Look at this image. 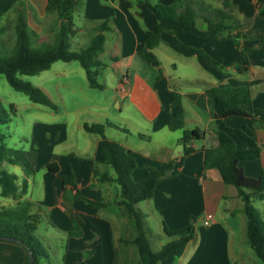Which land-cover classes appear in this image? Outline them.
<instances>
[{
    "label": "crops",
    "instance_id": "obj_1",
    "mask_svg": "<svg viewBox=\"0 0 264 264\" xmlns=\"http://www.w3.org/2000/svg\"><path fill=\"white\" fill-rule=\"evenodd\" d=\"M263 1L182 0L197 12L199 5L223 10L233 17L236 32L253 37L264 35V15H260L257 9ZM46 2L47 0H0V17L8 15V10L11 9L13 16L10 21L8 19L6 21L10 24L11 31L14 32L17 16L22 14L33 35L40 37L49 30L53 36L59 22L56 20L46 22L53 15L45 12ZM173 2L174 0H77L74 9L82 22L89 25L107 22L112 28L105 33L111 34L110 47L113 52L111 56L114 66L118 67L124 58L138 57L137 52L144 46L147 32L155 30L157 21L154 4L170 5ZM199 20L203 21L200 14ZM198 27L203 29L205 25L198 24ZM183 45L202 50L215 60L221 59V64L215 68ZM245 49L250 50L248 72L243 70L240 59V52ZM163 51L180 57L184 62L194 63L196 71L190 76L203 83L201 87L190 91L176 90L180 94L184 128L172 131L166 124L168 117L176 110L172 105V93L175 89L172 90L169 85V73L162 68V76H159L160 63L157 67L142 60L141 63L134 60L136 67L129 63L128 72L119 80L124 91L115 102L117 111L115 117L107 121L115 124V127L106 126L105 135L131 152L136 163L131 177L140 181L144 177V166L162 169L170 160L182 154L180 138L185 129L197 128L204 132L202 139L193 141L194 151L185 156L180 168L181 175L162 179L155 186L152 197L145 200L148 201V205L143 217L145 219L154 217L156 223H160L159 228L162 232L163 226L168 229H179L195 223L193 239L187 243L183 253L176 257L172 264H248L233 238L235 232L234 227L228 222L229 216L223 221L216 219L221 209L226 210L222 207L225 199L239 197L233 186L222 181L217 169L204 167V149L217 145L219 126L215 116L220 114V108L206 96L205 90L210 86L238 87L247 84L250 88L252 106L264 108V47L258 46L257 38L234 40L226 36L202 37L188 32L173 34L162 32L159 44L153 49L159 61V53ZM169 62L175 69L174 60L169 59ZM225 125L231 129L247 126L252 130L253 139L260 147V155L251 161H240L238 166L246 176L258 177L264 171V124H253L247 118L234 117L226 119ZM230 137L236 148L248 149V144L235 133H230ZM102 160L101 156L100 166L103 165ZM50 163L52 162L48 164ZM100 166L94 165L93 168ZM21 168L24 170L22 166ZM24 172L22 174L25 175ZM47 172L58 174L48 170ZM17 178L18 186L21 182H26L23 199L30 200L27 196L29 188L27 181L22 180L19 175ZM71 189L75 191L72 187ZM208 213L212 214L213 218L208 225H204L203 219ZM229 213L232 217L239 211L232 208ZM198 215L200 224L196 225L198 221L194 218ZM76 227L81 236L84 231L77 225ZM243 229L246 232V221ZM102 247L109 262L117 264L113 241L104 242ZM88 252L90 258L102 255L101 249L92 248ZM123 256V261L131 258L130 252L126 249ZM25 257L26 253L19 244L0 241V264H24ZM251 264L257 263L252 260Z\"/></svg>",
    "mask_w": 264,
    "mask_h": 264
},
{
    "label": "rangeland",
    "instance_id": "obj_2",
    "mask_svg": "<svg viewBox=\"0 0 264 264\" xmlns=\"http://www.w3.org/2000/svg\"><path fill=\"white\" fill-rule=\"evenodd\" d=\"M8 12V15L0 17L1 57L7 56L14 45L15 34L10 30V24L6 23L13 14L11 9ZM198 13L201 16L207 15L199 8ZM72 16L77 27L72 41L70 40L72 45L69 49L77 51L87 43L93 30L91 25L80 20L75 9ZM48 20L59 22V17L53 14L46 22ZM199 21V25H205L202 20ZM56 25L58 28L59 23ZM27 29L28 32L32 31L29 26ZM105 36L104 52L99 55V59L106 67L100 69L95 77L104 86L103 89L89 87L85 72L78 61H56L48 70L38 75H18L21 81L38 87L46 94L55 108L31 102L26 94L10 87L5 76L0 74V105L8 117L7 123L0 125L5 137L4 143L10 148L22 150L30 164L28 170L24 169L25 172L20 165H4L8 173L17 174L27 181V196L30 200L23 199L26 190L21 182L15 196L0 197V206L6 209H26L29 214L37 215L38 223L34 234L46 252L42 264H115L109 262L102 247L109 240L113 241L116 248L117 264H134L138 261L137 248L130 243L135 236L133 220L125 213L124 207L117 203L119 188L113 182L102 183L93 178V166H100L101 138L83 129L84 122L105 124L111 121V117H115V102L120 99L121 93L118 90L119 80L128 72L129 63L136 67L134 60L142 62L139 57H126L120 66H114L110 47L111 34L105 33ZM53 37L48 30L40 37L31 35V42L40 46L43 43H52ZM159 57L162 72L164 69L170 75L168 82L172 90L190 91L202 86V81L194 80V76H190L196 71L194 63L184 62L180 57L164 51L159 53ZM169 59L176 63L175 69L170 66ZM53 161L59 167L57 175L48 173L46 169V165ZM100 169L113 173L104 164ZM69 172L73 175L79 195L77 199L75 191L69 185L62 189V177ZM136 179L132 180L138 182ZM99 201H103L104 205L98 206L97 210L88 205V202ZM147 205L148 201H141L136 206L145 215ZM241 205L240 198L225 199L222 207L226 210L221 209L216 219L223 221L229 216L228 222L235 232L233 238L237 241L244 261L251 264L255 260L257 264H263L248 244L243 229L246 218L240 211ZM251 205L264 224V200L252 197ZM232 208H236L239 213L230 217L229 210ZM71 216L75 225L84 231L79 237L69 235ZM199 219L200 215L195 216L194 220L198 221L196 225L200 224ZM159 225L154 217L144 218L146 236L153 251L159 250L163 244L173 239L160 231ZM193 226L195 227V223ZM92 248L101 249L102 255L90 258L88 250ZM125 249L130 252L131 258L123 261Z\"/></svg>",
    "mask_w": 264,
    "mask_h": 264
},
{
    "label": "trees",
    "instance_id": "obj_3",
    "mask_svg": "<svg viewBox=\"0 0 264 264\" xmlns=\"http://www.w3.org/2000/svg\"><path fill=\"white\" fill-rule=\"evenodd\" d=\"M77 0H47L45 12L57 14L59 26L54 32L52 43L33 45L31 42L32 32H28L27 24L22 14H19L14 26L15 40L10 53L1 57L0 74L10 87L26 94L33 103L55 108L50 98L38 87L25 83L18 78V75L34 76L46 71L56 61L70 62L78 61L83 68L90 88L103 89L95 77L104 69V64L99 55L104 51L105 32L112 30L107 22H100L91 25L93 34L87 43L77 51L70 50L71 39L76 33V24L72 16ZM227 5V3H225ZM201 11L207 15L201 16L205 28L198 27V12L182 0H174L170 5L154 4L155 18L157 21L154 31L147 32L144 46L138 50V57L145 63L159 67V60L153 49L160 42V34L166 32H188L202 37H230L234 40L239 38H257L258 46L264 47V35L245 36L243 32L235 31V22L231 15L221 9H211L208 6L199 5ZM260 15H264V1L257 7ZM71 40V41H70ZM197 53L204 61L217 68L221 59H213L202 50H197L183 45ZM249 49L241 50L240 59L243 70H250L248 59ZM159 76H162L161 68H158ZM173 107L176 108L173 115L167 119L169 130L184 128L185 121L181 106L180 94L173 90ZM207 97L211 98L220 108V114L215 116L219 126L217 131V145L204 149V167L218 170L222 181L233 186L237 195L242 201V212L246 216V237L249 246L256 256L264 264V224L258 213L251 205V198L256 197L264 200V171L258 177L246 176L238 166L240 161H251L259 157L260 147L253 139L252 130L244 126L240 129H231L225 125L228 118H247L253 124H264V108L258 109L252 106L250 88L247 84L238 87L210 86L205 90ZM8 117L0 105V125L6 124ZM106 126H113L110 122L83 123V129L87 133L97 134L101 138L100 153L102 162L110 167L113 173L101 170L99 167L92 169L93 177L102 183L113 182L119 188V206H123L125 213L132 218L135 236L130 240L137 248L138 261L134 264H172L174 259L180 256L187 243L193 239L195 229L193 223L179 229H168L163 226V233L173 237L171 241L163 244L159 250L153 251L146 236L144 228V217L136 206L139 202L150 199L154 188L162 179L181 175L180 168L185 156L194 151L192 143L203 138L204 132L197 128L185 129L180 138L182 142V154L170 160L162 169H155L151 166H144V177L138 182L132 180L131 173L135 168V160L131 152L124 146L108 139L105 136ZM230 133H235L242 141L248 144V149H238L234 145ZM4 134L0 130V197L9 198L15 196L19 186L17 175L8 173L4 165H20L25 170L30 164L25 153L17 148H10L4 143ZM52 173L58 172V166L52 162L46 166ZM26 182L22 187L26 189ZM71 186L75 190V198H79L73 175L62 177V186ZM89 207L97 210L104 202H88ZM37 215L29 214L28 210L6 209L0 206V241L16 243L22 246L26 253L24 264L28 262L27 247L31 250L33 264H42L46 257L44 248L41 247L34 232L37 229ZM75 221L70 219L69 235L79 236L76 230ZM83 264V263H79ZM126 264V263H122Z\"/></svg>",
    "mask_w": 264,
    "mask_h": 264
},
{
    "label": "built area",
    "instance_id": "obj_4",
    "mask_svg": "<svg viewBox=\"0 0 264 264\" xmlns=\"http://www.w3.org/2000/svg\"><path fill=\"white\" fill-rule=\"evenodd\" d=\"M119 90H120V92L124 91L123 86L121 84L119 86ZM212 218H213L212 214H209V213L206 214L204 219H203V224L208 225L211 222Z\"/></svg>",
    "mask_w": 264,
    "mask_h": 264
},
{
    "label": "water",
    "instance_id": "obj_5",
    "mask_svg": "<svg viewBox=\"0 0 264 264\" xmlns=\"http://www.w3.org/2000/svg\"><path fill=\"white\" fill-rule=\"evenodd\" d=\"M27 252H28V262L27 264H33L34 259L31 250L27 247Z\"/></svg>",
    "mask_w": 264,
    "mask_h": 264
}]
</instances>
